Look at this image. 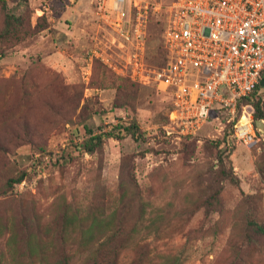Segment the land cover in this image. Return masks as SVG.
<instances>
[{"label": "rangeland", "instance_id": "obj_1", "mask_svg": "<svg viewBox=\"0 0 264 264\" xmlns=\"http://www.w3.org/2000/svg\"><path fill=\"white\" fill-rule=\"evenodd\" d=\"M108 2L0 0V186L26 171L0 195V264H264V129L238 142L216 112L178 136L171 94L121 72ZM147 32L160 66V16ZM257 103L264 128V86L238 111ZM90 133L102 148L83 152Z\"/></svg>", "mask_w": 264, "mask_h": 264}, {"label": "built area", "instance_id": "obj_2", "mask_svg": "<svg viewBox=\"0 0 264 264\" xmlns=\"http://www.w3.org/2000/svg\"><path fill=\"white\" fill-rule=\"evenodd\" d=\"M104 11L124 54L121 72L171 94L168 118L178 136L196 134L213 114L225 112L226 123L219 121L223 133L230 124L228 137L254 140L252 107L239 115L236 110L237 100L255 89L264 71V0H109ZM153 15L160 16V66L145 58ZM93 52L116 64L110 55Z\"/></svg>", "mask_w": 264, "mask_h": 264}, {"label": "trees", "instance_id": "obj_3", "mask_svg": "<svg viewBox=\"0 0 264 264\" xmlns=\"http://www.w3.org/2000/svg\"><path fill=\"white\" fill-rule=\"evenodd\" d=\"M22 1L27 2L28 0H22ZM11 25H12V14L8 13L6 16V27L9 28ZM262 86H264V71L261 73L260 80L258 84L256 85L255 89L253 90V92L255 90H258V88ZM250 94L251 93H249L246 96H242L237 100V115H239L238 110H239L241 102L247 101ZM260 118H263V114L259 107V104L257 103L255 104V107H254L253 119L255 121V119H260ZM227 126L224 127V131H226V128H228L230 124L228 127ZM120 128L124 131L125 134H129L134 139H139L141 137L139 126L137 125L136 121L133 119L127 125L120 126ZM103 135L104 134L102 133H97V134L90 133L89 136L84 138V140L82 141L80 145H78V147H80L83 150V152H87V153H93V152L99 151L102 148ZM107 135L113 136L115 134L108 133ZM119 135L121 134L118 132L117 136L115 137H119ZM25 176H26V171H23V170L17 171L15 174L9 175L4 181V183L2 184V186H0V195L7 194L11 190H13L14 185L20 183L24 179ZM232 179L236 181L235 176H233ZM257 229H259V231L263 230L261 226H258ZM109 243L110 241L101 243L99 246V249L100 250L107 249L109 247ZM67 262L68 261L65 258L64 263L66 264ZM98 264H115V260L109 261L107 258L104 257L102 260H100Z\"/></svg>", "mask_w": 264, "mask_h": 264}, {"label": "water", "instance_id": "obj_4", "mask_svg": "<svg viewBox=\"0 0 264 264\" xmlns=\"http://www.w3.org/2000/svg\"><path fill=\"white\" fill-rule=\"evenodd\" d=\"M254 123L257 129H260V130L264 129L261 120H256Z\"/></svg>", "mask_w": 264, "mask_h": 264}]
</instances>
